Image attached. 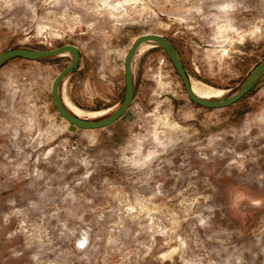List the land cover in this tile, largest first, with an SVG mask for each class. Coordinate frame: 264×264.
<instances>
[{
  "label": "rangeland",
  "instance_id": "rangeland-1",
  "mask_svg": "<svg viewBox=\"0 0 264 264\" xmlns=\"http://www.w3.org/2000/svg\"><path fill=\"white\" fill-rule=\"evenodd\" d=\"M146 34L225 97L264 61V0H0V54L80 50L61 93L92 120L122 104L125 55ZM151 44L130 109L97 130L54 105L70 54L0 67V264H264V75L204 108Z\"/></svg>",
  "mask_w": 264,
  "mask_h": 264
},
{
  "label": "water",
  "instance_id": "water-1",
  "mask_svg": "<svg viewBox=\"0 0 264 264\" xmlns=\"http://www.w3.org/2000/svg\"><path fill=\"white\" fill-rule=\"evenodd\" d=\"M145 43H154L166 52L184 84L189 99L195 104L204 108L222 109L236 104L254 89L259 79L264 75V61H262L250 73L247 80L236 92L225 97L206 99L194 92L190 76L185 69L182 59L175 46L167 38L159 34L141 35L136 38L129 51L125 55L124 71L126 89L122 104L107 117L92 120L74 114L67 107L61 93L62 83L70 74L79 68L81 52L76 46L64 45L53 50H34L24 48L7 50L0 54V67L7 61L16 58L36 61L57 57L66 53L70 54V64L56 76L52 84L51 93L54 105L60 115L71 125L83 130H97L115 124L130 109L135 95L132 61L139 48Z\"/></svg>",
  "mask_w": 264,
  "mask_h": 264
},
{
  "label": "bare ground",
  "instance_id": "bare-ground-1",
  "mask_svg": "<svg viewBox=\"0 0 264 264\" xmlns=\"http://www.w3.org/2000/svg\"><path fill=\"white\" fill-rule=\"evenodd\" d=\"M154 47V45H152L151 43H145V44H143L142 46H141V48L142 49H144V50H148V49H150V48H153ZM67 54V53H66ZM68 55V54H67ZM192 87H193V90H194V92L197 94V95H199V96H201V97H203V98H206V99H212L211 97H213V96H217V95H219V94H221V90H219V89H215V88H213V87H210V86H207V85H205V84H203V83H201V82H198V81H193L192 80ZM219 97H221V96H219ZM219 97H216V98H219ZM69 104V103H68ZM68 107V106H67ZM69 108V107H68ZM73 112V111H72ZM74 114H76V115H78V116H80V117H82V115H83V113L82 112H80L79 110H74V112H73ZM262 185V184H261ZM173 251H175V249L173 250ZM172 252V251H171ZM169 254H171L170 252H168ZM168 253H166V252H164L162 255H163V258H164V256H167V255H164V254H168ZM168 257H170V256H168ZM166 259V258H165ZM171 259V258H170Z\"/></svg>",
  "mask_w": 264,
  "mask_h": 264
},
{
  "label": "built area",
  "instance_id": "built-area-1",
  "mask_svg": "<svg viewBox=\"0 0 264 264\" xmlns=\"http://www.w3.org/2000/svg\"><path fill=\"white\" fill-rule=\"evenodd\" d=\"M80 245H83V242H81V244Z\"/></svg>",
  "mask_w": 264,
  "mask_h": 264
}]
</instances>
